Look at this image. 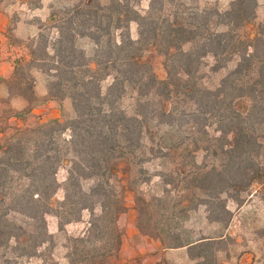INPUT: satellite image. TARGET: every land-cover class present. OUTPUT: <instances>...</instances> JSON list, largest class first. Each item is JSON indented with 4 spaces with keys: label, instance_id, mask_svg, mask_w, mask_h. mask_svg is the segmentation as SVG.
Listing matches in <instances>:
<instances>
[{
    "label": "trees",
    "instance_id": "trees-1",
    "mask_svg": "<svg viewBox=\"0 0 264 264\" xmlns=\"http://www.w3.org/2000/svg\"><path fill=\"white\" fill-rule=\"evenodd\" d=\"M144 1L149 3L146 9ZM257 9L258 0H233L224 12L189 14L182 0H78L52 11L49 21L56 37L40 28L6 83L10 97H22L28 105L11 110L21 125H10V133L1 130L0 264L34 257L53 239L48 215L59 219L63 232L84 210L96 219L91 227L98 239L107 236L110 223L115 225L119 251L127 206L117 184L129 179L135 164L165 159L167 153L177 156L189 148L175 131L183 103L199 109L198 119H215L222 137L232 135L224 166L234 172L228 176L229 186L264 188V165L255 158L263 148L256 126L264 123V22L256 25ZM134 23L137 39L131 35ZM82 40L94 45L91 53L81 48ZM207 56L217 60L215 70L223 58H238L214 90L198 78ZM156 57L162 61L164 79L155 71ZM33 70L46 76L45 96L35 93ZM129 92L134 94L132 113L121 107ZM66 99L75 113L72 119L42 121L32 113L51 101L61 109ZM66 132L70 138L61 144L57 137ZM63 165L69 169L62 186L57 174ZM215 170L206 169L192 179L198 182L194 188L208 197L225 181ZM144 171L140 166L138 173ZM87 181L92 184L85 188ZM61 189L63 199L56 200ZM155 200L161 207L156 218L144 196L136 198L140 232L164 251L186 249L189 262L184 264H219L217 245L226 235L191 236L180 230L188 210L171 204L167 196ZM97 207L100 215L95 214ZM223 210L228 214L226 206ZM72 240L77 245L69 255L71 264H109L112 250L102 251L89 238Z\"/></svg>",
    "mask_w": 264,
    "mask_h": 264
},
{
    "label": "rangeland",
    "instance_id": "rangeland-1",
    "mask_svg": "<svg viewBox=\"0 0 264 264\" xmlns=\"http://www.w3.org/2000/svg\"><path fill=\"white\" fill-rule=\"evenodd\" d=\"M42 1L47 6L46 13H51L54 10H64L74 6L78 2V0H30L28 4L34 9L33 14L40 13L39 10L35 9L41 5ZM100 1L102 3L108 2V0ZM182 1L185 2L188 9L187 13L189 14L194 11L201 12L202 10L211 13L217 11L224 12L229 9L233 0ZM19 3L20 0H0V11H3L4 7L8 4L16 5L17 7L15 6V10H13L16 14H13V16L16 15L20 20L21 17L18 16V13H24L25 10L21 5L18 6ZM148 4V1H144L142 7L146 9ZM263 22L264 0H258L256 25ZM18 23V21L14 20L12 25H17ZM38 27L43 28L48 37H56V31L51 28L49 19L43 23L39 22ZM214 28L216 27L214 26ZM130 29L132 37L137 39L138 25L134 23ZM219 29L221 30L222 27ZM21 43H24V46H26L28 41L17 42V47H21L22 49L23 44ZM80 46L88 54L94 48V45L88 40H82ZM23 51L25 53L28 52L26 49ZM237 62L238 58L235 57L223 58L219 63L221 64V68L215 70L214 66L218 64L217 60L213 56H207L203 60L199 71L198 78L200 83L209 89H216ZM154 64L158 77L164 79L166 72L161 59L156 57ZM37 72L36 70L31 71V77L35 81L36 95L42 97L46 84V76ZM26 73L28 74L27 70ZM134 102V94L129 92L124 98L121 107L128 113H132ZM246 102L247 105L250 104V102ZM11 106L12 102L0 97V130H4L7 133L11 132V129L8 128L10 125H18L14 121L12 123L9 122L10 117L13 115L10 109ZM57 109L60 110L58 113L60 114V119L63 121L75 117L70 99L63 101L61 109L59 107ZM198 114L199 109L192 104L183 103L179 105L178 127L175 131L177 130L179 140L184 142L186 146H189L188 149L177 156L167 153L164 157L165 159L155 158L147 160L142 165L135 164L129 179H125L117 184L118 191L124 195L127 206V213L123 216V226L125 229L123 240L128 239V245L131 247L148 249L149 246L146 240L149 239L150 242L154 240L142 234L138 228L136 198L139 194L143 195L151 205L150 212L156 218L158 216L157 210L161 209V207L157 206L155 198L167 196L172 200L171 204H178L179 207L188 210L187 216L185 215L186 218L180 221V230L184 229L187 234L194 237L218 238L226 235V238L217 245L216 256L219 264H264V188L256 191L255 188L240 190L229 186L228 176L234 172L228 171V168H224V166L228 160V154H226L225 150L228 148V139L231 141L232 135L229 138L222 137L219 123L215 119L204 118L202 116L198 119L196 117ZM161 129L167 130V127L162 126ZM256 130L259 136L258 140L262 143L263 148L260 155L255 158L259 163L264 165V123L258 124ZM65 138H70V132L62 134L60 138L57 137L61 144H63L62 140ZM196 146L198 148H195ZM140 166H143L146 170L142 174L138 173ZM211 168H216L214 175L222 177L225 181L220 185H216V190H213L214 192L208 197L202 191H199L198 187L194 188L198 182L195 183L192 179L193 176H198L199 172ZM68 169L69 166L63 165L57 174L58 181L62 186L67 179ZM91 184L92 181H87L84 183V187L88 188ZM222 188L224 190L222 193H219L221 192L219 190H222ZM63 196L64 191L61 189L55 199L62 200ZM207 202L210 203L207 204ZM224 206H226L228 214L223 210ZM100 213L101 208L97 207L95 214L100 215ZM95 220L89 210H84L81 219L67 224L65 231L62 232L59 231V219L54 215H48V229L53 239L40 248L36 256L22 258L17 264H58V261L65 256L71 262L69 255L77 245L72 238L82 237L94 241L95 245L102 251H105L104 248L112 250L109 264L112 263L120 257L121 250L117 251L116 249L115 225L110 223L106 229L108 232L107 236L104 239H98L96 238L97 229L91 227V223ZM99 224L102 225L101 222ZM148 230L147 228L145 229V231ZM134 232H138L139 235L137 238L130 240V235ZM87 246L91 248L89 242ZM159 250L162 251V248L160 247ZM166 253L167 255L163 256L162 264H165V262L169 264H184L182 262L185 260V251H168ZM8 257L11 260L12 254L9 253ZM15 263V261L10 262V264Z\"/></svg>",
    "mask_w": 264,
    "mask_h": 264
},
{
    "label": "crops",
    "instance_id": "crops-1",
    "mask_svg": "<svg viewBox=\"0 0 264 264\" xmlns=\"http://www.w3.org/2000/svg\"><path fill=\"white\" fill-rule=\"evenodd\" d=\"M29 1L30 0H20V3L18 4V6L21 5L25 10L24 13L17 12L18 16L21 17L20 20L16 15L13 16V14H16V12H13L16 5L8 4L4 7L3 11H0V97L12 102L10 109L13 111H21L28 105L26 100L22 97H10L9 89L6 84L14 75L16 62L22 56H27V53L23 51L26 49V46H24L25 44L21 43L23 44L22 50L21 47H17V42L29 41L30 39L35 38L40 32V28L38 27L39 22H46L50 17V12L46 13L47 6L43 1L41 2V5L35 9L40 11L39 14L32 13L34 9L29 6ZM14 20L19 23L17 25H12ZM46 94L47 88L45 84L43 96ZM57 106L56 102L51 101L43 106L34 108L32 113L40 116L42 121L60 119V114L58 113L60 110L57 109ZM12 121L18 125L22 124L21 120L15 117H10L9 122L12 123ZM4 135L5 134L0 130V140H2ZM56 231L58 230L56 229ZM138 235V232L132 233L130 235V240L137 238ZM146 241L149 246L148 249L131 247L128 245V239H124L120 250V257L110 264H162L163 256L167 255L166 252L168 251H160V245L158 243H155L154 241L150 242L149 239ZM169 251H185V260L182 263H187L189 261L186 249L182 248ZM59 261L58 264H71L67 256Z\"/></svg>",
    "mask_w": 264,
    "mask_h": 264
}]
</instances>
